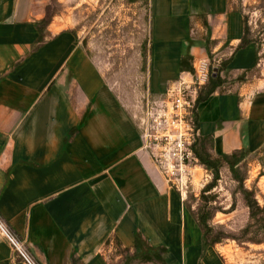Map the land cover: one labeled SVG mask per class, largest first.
I'll list each match as a JSON object with an SVG mask.
<instances>
[{
  "label": "crops",
  "instance_id": "crops-1",
  "mask_svg": "<svg viewBox=\"0 0 264 264\" xmlns=\"http://www.w3.org/2000/svg\"><path fill=\"white\" fill-rule=\"evenodd\" d=\"M148 11V91L184 77L181 59L224 62L198 131L214 156L244 151L260 184L264 68L256 43L240 46L243 15L230 0H148ZM39 22L31 0H0V216L35 262L119 264L120 250L125 261L227 264L142 150L140 110L72 30ZM0 264H24L1 237Z\"/></svg>",
  "mask_w": 264,
  "mask_h": 264
},
{
  "label": "rangeland",
  "instance_id": "rangeland-1",
  "mask_svg": "<svg viewBox=\"0 0 264 264\" xmlns=\"http://www.w3.org/2000/svg\"><path fill=\"white\" fill-rule=\"evenodd\" d=\"M230 2L243 15L264 68V0ZM31 8L37 12L41 29L52 24L55 31L72 30L123 101L133 111L140 110L142 116L147 98L156 97L147 89L148 7L128 0H31ZM250 160L247 157L233 168L224 165L216 187L205 194L211 174L206 169V173L195 170L184 198L195 211L210 210L209 224L227 237L216 245L227 264H264V213H257L251 220L242 192L253 191L258 205L264 206V179L257 184L256 172L249 173ZM201 197H212V202ZM117 253L122 254L119 264H141L138 257L125 261L126 254L120 250Z\"/></svg>",
  "mask_w": 264,
  "mask_h": 264
},
{
  "label": "built area",
  "instance_id": "built-area-1",
  "mask_svg": "<svg viewBox=\"0 0 264 264\" xmlns=\"http://www.w3.org/2000/svg\"><path fill=\"white\" fill-rule=\"evenodd\" d=\"M171 81L163 93L147 98L138 123L142 150L150 157L156 171L184 199L195 170L204 171L192 151V142L199 131L194 119L197 91L210 75L208 59L193 61L190 72ZM0 237L9 244L24 264H37L24 242L0 216Z\"/></svg>",
  "mask_w": 264,
  "mask_h": 264
},
{
  "label": "trees",
  "instance_id": "trees-1",
  "mask_svg": "<svg viewBox=\"0 0 264 264\" xmlns=\"http://www.w3.org/2000/svg\"><path fill=\"white\" fill-rule=\"evenodd\" d=\"M130 3L141 2L145 7H148V0H128ZM249 43H255L250 39L247 25L244 20V36L240 43V46H245ZM215 63V62H213ZM210 63V75L208 82L202 86L197 91V97L195 101V106L201 104L206 101L216 90L221 89L224 84V80L221 78L220 73L224 69L225 63L221 62V64H213ZM180 69L181 71L190 72L192 67L187 66L185 63V59H181L180 61ZM215 71V72H214ZM195 112L194 126L198 131V121ZM213 149V140L209 136H201L198 134L194 137L192 142V151L199 163L211 174L212 180L211 182L204 188L203 194L210 193L217 185L220 180V169L227 165L229 168H233L238 166L240 163L245 162L247 158V154L244 151H236L233 152L229 156H214L211 153ZM243 198L246 203V206L249 208V218L252 220L256 217L257 213H264V206L260 207L255 199V194L253 191H247L245 189L242 190ZM205 202H212V197H201ZM185 203V202H184ZM187 210L190 212L192 217L197 222V225L201 231L202 244L203 247H213L221 242L222 239L227 238L224 233H217L214 231V227L209 224L212 214L210 210L204 212L201 208L197 211L192 209L185 204ZM137 243L134 248L136 249ZM159 252H163L161 249ZM137 256V255H135ZM140 260L142 262H157L158 264H164L160 255L154 254L150 255H142L140 256Z\"/></svg>",
  "mask_w": 264,
  "mask_h": 264
},
{
  "label": "water",
  "instance_id": "water-1",
  "mask_svg": "<svg viewBox=\"0 0 264 264\" xmlns=\"http://www.w3.org/2000/svg\"><path fill=\"white\" fill-rule=\"evenodd\" d=\"M215 72V71H214Z\"/></svg>",
  "mask_w": 264,
  "mask_h": 264
}]
</instances>
